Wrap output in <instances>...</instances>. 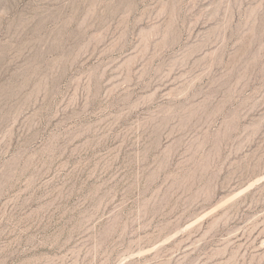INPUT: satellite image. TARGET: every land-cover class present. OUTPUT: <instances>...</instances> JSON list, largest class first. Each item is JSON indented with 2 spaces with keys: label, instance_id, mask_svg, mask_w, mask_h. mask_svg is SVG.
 Masks as SVG:
<instances>
[{
  "label": "rangeland",
  "instance_id": "rangeland-1",
  "mask_svg": "<svg viewBox=\"0 0 264 264\" xmlns=\"http://www.w3.org/2000/svg\"><path fill=\"white\" fill-rule=\"evenodd\" d=\"M0 264H264V0H0Z\"/></svg>",
  "mask_w": 264,
  "mask_h": 264
}]
</instances>
